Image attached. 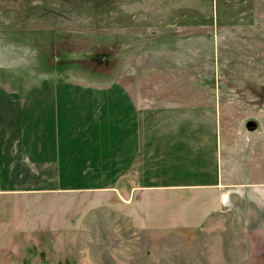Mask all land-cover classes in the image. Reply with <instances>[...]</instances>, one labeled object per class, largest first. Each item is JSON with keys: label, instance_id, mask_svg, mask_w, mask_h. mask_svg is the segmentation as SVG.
<instances>
[{"label": "rangeland", "instance_id": "rangeland-1", "mask_svg": "<svg viewBox=\"0 0 264 264\" xmlns=\"http://www.w3.org/2000/svg\"><path fill=\"white\" fill-rule=\"evenodd\" d=\"M120 82L217 102L236 139L249 120L264 131V0H0V97L110 98ZM53 183L0 196V264H244L226 224L169 231L116 185Z\"/></svg>", "mask_w": 264, "mask_h": 264}, {"label": "crops", "instance_id": "crops-1", "mask_svg": "<svg viewBox=\"0 0 264 264\" xmlns=\"http://www.w3.org/2000/svg\"><path fill=\"white\" fill-rule=\"evenodd\" d=\"M131 85L110 98L0 97V196L52 181L116 185L134 217L148 208L169 231L226 224L244 264H264V131L249 120L236 139L217 102H148ZM12 225L0 222L6 247Z\"/></svg>", "mask_w": 264, "mask_h": 264}]
</instances>
